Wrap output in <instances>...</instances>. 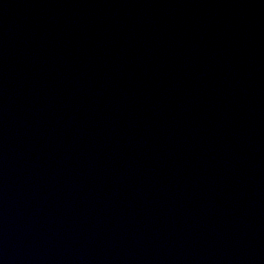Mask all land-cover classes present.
<instances>
[{
    "label": "water",
    "instance_id": "1",
    "mask_svg": "<svg viewBox=\"0 0 264 264\" xmlns=\"http://www.w3.org/2000/svg\"><path fill=\"white\" fill-rule=\"evenodd\" d=\"M0 264H264V0H0Z\"/></svg>",
    "mask_w": 264,
    "mask_h": 264
}]
</instances>
